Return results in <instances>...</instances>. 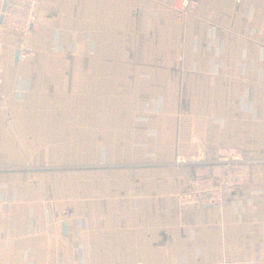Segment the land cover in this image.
I'll list each match as a JSON object with an SVG mask.
<instances>
[{"label": "crops", "instance_id": "1", "mask_svg": "<svg viewBox=\"0 0 264 264\" xmlns=\"http://www.w3.org/2000/svg\"><path fill=\"white\" fill-rule=\"evenodd\" d=\"M174 1L42 0L26 60L5 34L0 264L264 257V0H198L183 18ZM179 144L239 148L250 181L181 205L209 168L176 166Z\"/></svg>", "mask_w": 264, "mask_h": 264}, {"label": "built area", "instance_id": "2", "mask_svg": "<svg viewBox=\"0 0 264 264\" xmlns=\"http://www.w3.org/2000/svg\"><path fill=\"white\" fill-rule=\"evenodd\" d=\"M42 0H7L5 8L0 4V59L7 33L14 35L12 46L20 52L19 58L26 60L37 54V49L27 43L37 30L39 8ZM173 9L180 18L198 12V0H175ZM180 124L196 135L205 134V120L200 117L180 115ZM205 163L209 171L197 172L188 185L176 193L178 202L183 206L203 207L217 204L223 194L247 184L252 176L250 164L239 148L221 145L206 152L195 150L192 146L179 144L176 149V166L195 167ZM5 241L4 245H7ZM208 262V261H207ZM227 264H264V257Z\"/></svg>", "mask_w": 264, "mask_h": 264}, {"label": "water", "instance_id": "3", "mask_svg": "<svg viewBox=\"0 0 264 264\" xmlns=\"http://www.w3.org/2000/svg\"><path fill=\"white\" fill-rule=\"evenodd\" d=\"M6 2H7V0H4L3 8H5ZM19 54H20V52L18 50H16V58H19Z\"/></svg>", "mask_w": 264, "mask_h": 264}]
</instances>
